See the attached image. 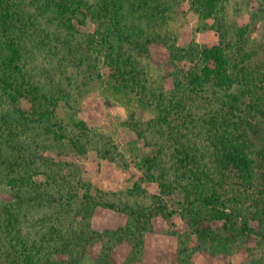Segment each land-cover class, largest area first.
Here are the masks:
<instances>
[{"label":"trees","instance_id":"1","mask_svg":"<svg viewBox=\"0 0 264 264\" xmlns=\"http://www.w3.org/2000/svg\"><path fill=\"white\" fill-rule=\"evenodd\" d=\"M17 1L0 0V171L9 176L0 184L10 198L0 200V264H86L83 249L94 242L100 250L93 264H109L122 242L131 245L128 264L140 257L152 219L170 221L175 213L190 228L187 240L193 234L196 246L211 255L231 254L240 237L264 238V51L249 44L246 27L235 28L227 17V0H191L203 20L213 21L218 40L196 50L199 64L193 60L177 70L174 90L159 92L149 48L162 45L180 58L173 27L177 0H45L68 37L74 23L89 20L94 27L74 45L63 39L66 57L84 60L94 53L112 90L152 108L150 123L157 133L162 129L167 145L158 143L154 155L135 162L141 176L117 201L111 196L118 195L92 187L80 197L70 188L67 197L48 191L57 174L52 181L36 180L33 167L52 160L42 156L35 130L82 151L85 146L55 120L63 90L29 70L25 42L31 35L16 25ZM60 46L56 42V50ZM128 125L139 135L145 131L132 115ZM76 126L86 129L81 121ZM150 181L157 192L144 188ZM97 206L125 213L126 225L93 230Z\"/></svg>","mask_w":264,"mask_h":264},{"label":"rangeland","instance_id":"2","mask_svg":"<svg viewBox=\"0 0 264 264\" xmlns=\"http://www.w3.org/2000/svg\"><path fill=\"white\" fill-rule=\"evenodd\" d=\"M261 4V0H227L226 14L235 23V28H247L249 44L264 51V6ZM45 5V0H18L15 6L16 25L31 35L25 42L26 63L36 79H41L46 86L57 85L63 90L56 105L55 120L62 125L68 137L78 139L85 149L82 151L68 142L57 141L51 135L43 134L41 129L35 130L37 147H42V156L52 161L44 159L37 163L33 167L34 176L37 181L46 182L54 180L57 174L59 177L47 190H59L66 197L68 188L80 197L85 187H92L118 195L111 196L117 201L116 197L124 196L141 176L135 162L142 156L154 155L159 148L158 143L167 145L162 129L158 127L160 133H157L150 123L156 116L152 108H142L139 102L123 99L112 90L94 53L89 52V58L84 60L77 56L66 57L67 44L85 40L86 35L94 31L92 23L89 20L82 24L74 23L73 34L68 37L67 30L50 9H45ZM173 10L177 18L173 22L175 45L180 58H173L162 45L149 48V71L155 79V92H159L161 87L163 91L174 90L177 70L185 69L197 60L199 47L210 46L218 40L212 28L213 21L203 20L191 6V0H177ZM63 39L67 40L64 50L61 47ZM56 42L61 45L59 51L56 50ZM187 50L195 52L184 57ZM131 115L140 124V130H145L142 135L128 125ZM80 121L86 129L76 126ZM2 173L3 170L0 171V182L9 177ZM143 186L148 193L158 190L152 181L145 182ZM179 198L177 194L173 195V199ZM9 199L7 187L0 184V200ZM129 199L123 198L130 202ZM126 223L125 213L103 206H97L90 216L91 228L99 232L114 230ZM211 226L218 229L220 222ZM189 233L190 228L178 213L170 221L154 217L150 229L145 232L140 257L128 264H264V238L240 237L231 254L220 256L211 255L202 245L196 246L193 234L187 240ZM184 245H188L187 250H183ZM99 250L98 242L84 247L82 262L93 264ZM130 253L129 243L115 245L108 258L109 264H127Z\"/></svg>","mask_w":264,"mask_h":264}]
</instances>
